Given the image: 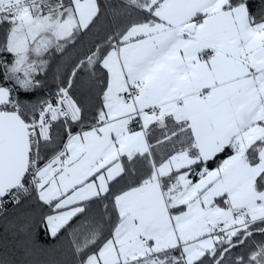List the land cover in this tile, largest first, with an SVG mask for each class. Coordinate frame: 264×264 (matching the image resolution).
<instances>
[{"label":"snow or ice","instance_id":"1","mask_svg":"<svg viewBox=\"0 0 264 264\" xmlns=\"http://www.w3.org/2000/svg\"><path fill=\"white\" fill-rule=\"evenodd\" d=\"M102 11L0 0V211L46 206L36 226L53 238L83 216L67 264H264V242L245 248L264 234V0H123L45 91ZM97 66L85 121L73 89Z\"/></svg>","mask_w":264,"mask_h":264},{"label":"trees","instance_id":"2","mask_svg":"<svg viewBox=\"0 0 264 264\" xmlns=\"http://www.w3.org/2000/svg\"><path fill=\"white\" fill-rule=\"evenodd\" d=\"M99 3L103 9L101 19L97 21V24L93 26L89 33L80 38L75 46L69 47L64 56L56 54L47 76L40 77L45 82V91H55V77L57 75L62 76L65 68L69 72L71 71L70 64L73 57L77 56L82 49L86 51L89 46H94V42H100L99 38L104 35L106 25L111 24V9L123 7V0H99ZM138 15L140 13L133 9L130 17L126 13L120 18L124 20L135 19ZM82 78L83 73H81V78L77 80L73 95L85 108L84 119L88 121L102 103L101 96L103 86L106 83L107 73L102 67L97 66L96 76L91 83H85ZM39 95V92L36 93L33 99ZM60 129L61 125H57L53 129V135L56 136ZM156 135L159 137V130L156 131ZM62 139L66 140L67 137L64 136ZM212 166L214 167L215 165ZM119 186V183L114 185L113 190L115 191ZM92 207L95 208L96 204H93ZM47 210L46 206L40 208L33 205V211L30 216L20 217L18 210L11 204L5 211H0V242H6L8 255L17 261V264H67L70 259V237L68 232L76 227L84 217L78 216L74 218L70 221L69 226L62 229L58 236L53 238L46 235L42 227L36 226L41 212H46ZM259 227L264 228V224L259 225ZM261 242H264V234L253 230V236L248 241V244L245 245V248ZM3 251L4 249L0 247V253ZM241 251L243 249L239 247L235 249V253H240Z\"/></svg>","mask_w":264,"mask_h":264},{"label":"built area","instance_id":"3","mask_svg":"<svg viewBox=\"0 0 264 264\" xmlns=\"http://www.w3.org/2000/svg\"><path fill=\"white\" fill-rule=\"evenodd\" d=\"M132 127H134V128H137V127H138V125H136V124H133V125H132ZM10 206H11V204L9 203V204L7 205V207H6V209H8ZM2 211H5V210H2Z\"/></svg>","mask_w":264,"mask_h":264},{"label":"crops","instance_id":"4","mask_svg":"<svg viewBox=\"0 0 264 264\" xmlns=\"http://www.w3.org/2000/svg\"><path fill=\"white\" fill-rule=\"evenodd\" d=\"M98 2H99V0H98ZM133 129L135 130V129H137V128H133Z\"/></svg>","mask_w":264,"mask_h":264},{"label":"rangeland","instance_id":"5","mask_svg":"<svg viewBox=\"0 0 264 264\" xmlns=\"http://www.w3.org/2000/svg\"><path fill=\"white\" fill-rule=\"evenodd\" d=\"M134 128V127H133ZM137 129H138V127H137Z\"/></svg>","mask_w":264,"mask_h":264}]
</instances>
